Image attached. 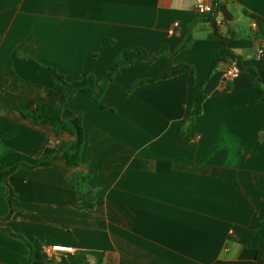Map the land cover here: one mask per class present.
<instances>
[{"label":"crops","instance_id":"crops-1","mask_svg":"<svg viewBox=\"0 0 264 264\" xmlns=\"http://www.w3.org/2000/svg\"><path fill=\"white\" fill-rule=\"evenodd\" d=\"M200 3L214 0H0V147L31 158L57 151L49 167L21 165L0 184V264L30 253L7 229L39 242L32 264H254L247 244L264 218V102L248 70L264 89V0L225 2L233 20L214 14L218 37L196 13ZM224 39L243 70L227 81L221 66L207 79ZM162 47L167 58L123 68L101 101L76 92L65 104L63 118L81 116L85 134L83 167L69 168L63 144L74 136L57 138L26 116L57 104L50 69L68 82L101 80L123 51ZM182 64L194 72L133 89ZM202 91V114L187 129ZM87 174L90 210L70 181ZM56 245L74 252L50 253Z\"/></svg>","mask_w":264,"mask_h":264},{"label":"trees","instance_id":"trees-1","mask_svg":"<svg viewBox=\"0 0 264 264\" xmlns=\"http://www.w3.org/2000/svg\"><path fill=\"white\" fill-rule=\"evenodd\" d=\"M228 0H214V13L208 16L201 17L202 19L209 21L214 26V36H219L218 24L214 14L219 13V8L222 4ZM246 16L254 20H258L259 17L255 14L244 12ZM223 47L217 52V54L211 60L208 71L207 79L221 66H226L229 61H235L241 70H243L242 62L227 48V39L223 40ZM115 42L113 40L105 41L106 45L112 46ZM165 48H160L155 55L150 56L144 49L135 48L132 50L123 51L114 62L106 70L104 77L101 80H97L95 76L86 74L81 80L76 82H68L65 77L57 70L51 68V75L54 80V88L50 90L51 96L57 98L56 105H50L48 103H38L35 111L26 115L38 123H44L54 128L56 137L58 138L61 133H68L74 136V140L71 143L63 144L62 157L67 162L69 168H81L82 165V153L85 144V134L83 126V118L81 116H73L70 119L65 120L63 118L65 104L72 100L76 92H82L85 95L91 97L95 101H101L108 89L109 84L119 76L120 71L125 68L134 65L136 62L141 61L147 64L154 63L158 58H167L165 55ZM256 83L259 96L257 102H264V89L260 84V78L255 69L248 70ZM193 73V68L189 65L182 64L175 66L168 70L166 73L154 78L146 79L136 82L133 89L150 84L157 81H164L180 76L184 73ZM206 100V96L203 91L200 93L192 116L184 123V127L190 129L195 120L202 114L203 104ZM0 96V111L3 109ZM183 135V132L180 133ZM57 153L55 148L47 149L40 158H31L20 152L0 147V184L8 185L9 177L17 170L21 165H26L32 169L39 167H49L51 165L52 157ZM90 179V175L75 176L70 179L72 185L77 189L81 195V199L87 201L86 209L90 210L95 206V197L92 191L88 189L87 182ZM10 205V215L5 219H10L13 214V200L8 199ZM10 236L15 239L23 241L29 248L30 253L27 257H24L18 264H32L33 258L36 254L42 252V247L37 240H27L25 237L19 234L13 233L11 230H4ZM247 248L255 253L254 264H264V218L258 222V225L254 231L253 237L247 244Z\"/></svg>","mask_w":264,"mask_h":264},{"label":"built area","instance_id":"built-area-1","mask_svg":"<svg viewBox=\"0 0 264 264\" xmlns=\"http://www.w3.org/2000/svg\"><path fill=\"white\" fill-rule=\"evenodd\" d=\"M196 13L202 17L211 15L212 13H214L213 3L198 4L196 7ZM178 26H179L178 23H174L172 28L169 30V34L173 35L175 33V29ZM257 56L258 58L264 57V42L258 45ZM225 67H226L225 68V80L227 81L235 79L241 73V69L235 61H232L230 65H226ZM49 251L50 253L52 252L72 253L74 252V249L70 246L56 245V246H53Z\"/></svg>","mask_w":264,"mask_h":264},{"label":"water","instance_id":"water-1","mask_svg":"<svg viewBox=\"0 0 264 264\" xmlns=\"http://www.w3.org/2000/svg\"><path fill=\"white\" fill-rule=\"evenodd\" d=\"M219 13L225 21L231 22L233 20V17L231 15L230 11L228 10V7L226 4H222L220 6ZM231 63H232V61H229L226 65H230Z\"/></svg>","mask_w":264,"mask_h":264}]
</instances>
